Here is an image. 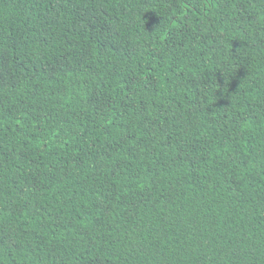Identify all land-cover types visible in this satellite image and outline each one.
Masks as SVG:
<instances>
[{
    "label": "trees",
    "instance_id": "1",
    "mask_svg": "<svg viewBox=\"0 0 264 264\" xmlns=\"http://www.w3.org/2000/svg\"><path fill=\"white\" fill-rule=\"evenodd\" d=\"M0 264H264V0H0Z\"/></svg>",
    "mask_w": 264,
    "mask_h": 264
},
{
    "label": "clouds",
    "instance_id": "2",
    "mask_svg": "<svg viewBox=\"0 0 264 264\" xmlns=\"http://www.w3.org/2000/svg\"><path fill=\"white\" fill-rule=\"evenodd\" d=\"M146 23V21L144 20V24Z\"/></svg>",
    "mask_w": 264,
    "mask_h": 264
}]
</instances>
